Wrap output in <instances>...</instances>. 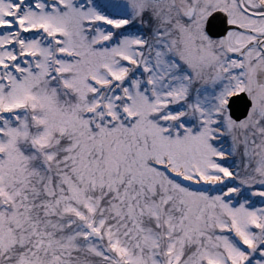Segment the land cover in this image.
<instances>
[{"label": "snow or ice", "instance_id": "1", "mask_svg": "<svg viewBox=\"0 0 264 264\" xmlns=\"http://www.w3.org/2000/svg\"><path fill=\"white\" fill-rule=\"evenodd\" d=\"M0 264H264V0H0Z\"/></svg>", "mask_w": 264, "mask_h": 264}]
</instances>
